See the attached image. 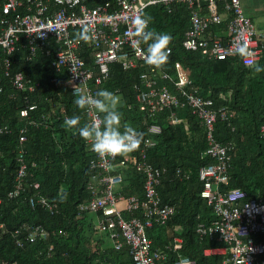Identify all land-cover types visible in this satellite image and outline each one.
<instances>
[{"label": "trees", "instance_id": "1", "mask_svg": "<svg viewBox=\"0 0 264 264\" xmlns=\"http://www.w3.org/2000/svg\"><path fill=\"white\" fill-rule=\"evenodd\" d=\"M4 1L0 0V6ZM143 16L150 17L151 30L171 36L167 61L161 66L148 65L163 69L174 79V65L181 63L197 94L211 98L215 109L224 106L230 110L227 119L217 117L214 123L215 139L233 144L227 187H240L248 198L264 201V135L260 131L264 123V46L260 59L251 66L244 65L239 57L214 59L183 48L182 40L189 26L186 3L148 5ZM85 36L81 35L80 55L91 64L92 49ZM18 43L12 55L0 48V121L9 128L8 132L0 133V221L4 224L0 229V257L16 264H133L125 243L113 249L112 239L96 230L94 215L77 212V204L89 198L86 183L92 173L88 162L93 151L78 132L65 126V117L73 115L80 116V123L88 121L84 109L74 103L78 95L64 84L65 69L56 68L54 49L49 54L37 51L28 58L24 39ZM142 44L146 47V43ZM4 57L11 58L10 72L22 71L33 83H38L34 90L13 87L4 74ZM148 65L139 62L136 67L124 69L114 62L110 64L109 78L99 87L120 94L122 125H131L142 133L136 154L144 147V138L150 135L148 125L158 123L161 127L160 133L153 134L154 145L146 147L144 154L152 165L165 167L157 191L162 203L172 204L174 211L164 223L148 227L147 235L153 248H164L167 244L172 247L174 237L181 238L180 247L169 249L163 264H173L178 254L190 258L194 264H222L224 255L204 250L223 243L215 235L200 236L196 231L199 222L210 224L214 219L211 206L200 196L202 182L198 176L199 167L213 161L203 155L207 145L205 127L188 105L165 107L152 114L139 109L136 97L144 88L139 75ZM256 65L261 66L259 71ZM158 83H167L170 91L175 92L168 80L160 79ZM30 105L33 107L28 108ZM22 109H26V116L20 114ZM171 111L181 121L172 123ZM22 128L29 173L25 176V189L10 198L7 195L19 167L16 154ZM177 168L180 174L176 173ZM117 170L122 177L119 191L141 198L144 174L134 168ZM33 181L39 182V191L55 205L53 213L30 205L28 197L33 194ZM122 214L125 218L142 215L139 210ZM23 222L47 228L51 232L48 240L17 245L13 232Z\"/></svg>", "mask_w": 264, "mask_h": 264}, {"label": "built area", "instance_id": "2", "mask_svg": "<svg viewBox=\"0 0 264 264\" xmlns=\"http://www.w3.org/2000/svg\"><path fill=\"white\" fill-rule=\"evenodd\" d=\"M184 2L189 10V27L182 40L183 48L198 51L214 59L239 57L244 65H254L261 57L264 42V29H257L250 17L244 12L240 0L224 1L225 12H220V0H5L0 6V48L7 54L14 53L21 38L24 39L30 58L37 51L52 53L57 69L64 68V84L74 95L83 92L94 94L100 85L109 78L110 64L117 62L128 69L149 64L144 54L147 50L137 40L135 19L143 16V10L156 3L169 4ZM221 33L208 31L211 27H221ZM88 37L92 49V63L87 64L80 55L81 35ZM4 74L17 90H34L38 83L22 71L10 72L11 58L2 59ZM148 67V69H147ZM141 71L139 78L144 88L137 94L139 109L150 114L165 107L188 105L205 127L207 141L203 155L210 156L212 162L202 164L198 176L202 182L200 196L211 206L214 219L210 224L199 222L197 233L212 237L215 235L223 243L222 264H264V201L248 198L247 192L240 187H227L230 151L233 144L222 143L214 137V123L217 117L227 119L230 110L221 106L212 107V99L197 94V88L190 85L181 63L176 62L172 77L163 69L148 65ZM168 80L174 86L170 91ZM136 86V85H135ZM2 91L0 77V92ZM33 105L28 106L32 108ZM87 120L93 114L85 110ZM26 116V109L20 111ZM171 122L181 121L171 111ZM9 128L0 121V133ZM150 135L144 138V147L117 155H93L89 158L92 171L86 183L89 198L77 204V212L87 211L94 215V226L106 233L113 241V249L125 243L133 264H163L169 249H178L181 238L174 237V243L164 248H153L146 229L154 223L162 224L174 211V206L162 203L157 185L165 167L154 166L145 159V148L154 145L153 134L161 127L151 123L147 127ZM264 135V123L260 126ZM26 139L22 128L18 135L17 160L19 167L8 197L18 196L26 187L25 176L28 167L24 157ZM120 168H134L144 174L142 197L124 195L118 189L122 180ZM176 173L180 174L177 168ZM33 194L28 197L31 206H41L50 213L55 211L51 200L39 191L38 181L32 182ZM141 212V217L130 215L125 218L123 211ZM4 227L0 221V229ZM50 231L40 224L21 223L13 232L15 243L48 240ZM52 245L49 244V249ZM207 250V248L205 249ZM204 250V251H205ZM0 264H16L0 257ZM173 264H194V261L180 254Z\"/></svg>", "mask_w": 264, "mask_h": 264}, {"label": "clouds", "instance_id": "3", "mask_svg": "<svg viewBox=\"0 0 264 264\" xmlns=\"http://www.w3.org/2000/svg\"><path fill=\"white\" fill-rule=\"evenodd\" d=\"M135 31L139 43H146L145 61L156 66L163 65L171 49L168 47L171 36L165 32L153 31L149 28L150 17L140 16L135 19ZM84 39H88L87 36ZM255 69L259 71L260 65ZM74 103L93 114L90 121L80 123V116L65 117L66 127L90 143L93 151L99 155H117L134 151L141 143L142 133L131 125H122V103L118 92L99 89L94 94L83 92Z\"/></svg>", "mask_w": 264, "mask_h": 264}, {"label": "crops", "instance_id": "4", "mask_svg": "<svg viewBox=\"0 0 264 264\" xmlns=\"http://www.w3.org/2000/svg\"><path fill=\"white\" fill-rule=\"evenodd\" d=\"M224 1L226 0H220L218 2V8L220 12H225L224 8ZM241 5L243 7L244 12L250 17L251 21H253V17H261L264 16V0H240ZM189 27V26H188ZM225 28V20L222 23L221 27H211L208 29V31L212 32L215 31L216 33H221L220 30H224ZM257 29H264V26L257 27ZM143 45V44H142ZM147 48V47H145ZM205 253H218V254H224V249L222 246L215 247V248H207L205 250Z\"/></svg>", "mask_w": 264, "mask_h": 264}, {"label": "rangeland", "instance_id": "5", "mask_svg": "<svg viewBox=\"0 0 264 264\" xmlns=\"http://www.w3.org/2000/svg\"><path fill=\"white\" fill-rule=\"evenodd\" d=\"M255 26L260 27V26H264V16L261 17H253V21ZM92 215V214H91ZM93 216V215H92Z\"/></svg>", "mask_w": 264, "mask_h": 264}]
</instances>
